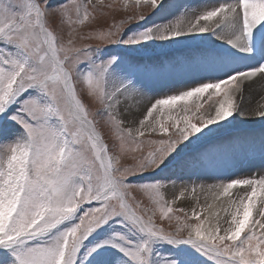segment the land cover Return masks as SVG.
Instances as JSON below:
<instances>
[{"label":"snow or ice","instance_id":"6c2138e0","mask_svg":"<svg viewBox=\"0 0 264 264\" xmlns=\"http://www.w3.org/2000/svg\"><path fill=\"white\" fill-rule=\"evenodd\" d=\"M144 4L150 12L113 24L99 37L103 46L93 47L76 44L90 35L65 36V19L83 24L98 5L112 4L0 0V264H194L195 255L212 264H264V103L244 107L246 90L264 83V0H227L195 12L168 0L178 14L150 26L140 22L166 3ZM130 25L136 30L125 32ZM205 34L239 57L137 63L107 51L122 45L139 52L156 42L190 47V38ZM256 52L254 66L223 78L183 80L256 59ZM206 93L218 100L205 113ZM237 118L261 122L258 141L229 134ZM142 144L150 150L135 155ZM129 154L133 163H122ZM256 156L260 169L226 175ZM205 180L219 181L209 187L227 198L211 223L175 207L187 184L195 191ZM178 182L183 190L170 199ZM165 219L179 226L166 230ZM98 232L102 238L85 246Z\"/></svg>","mask_w":264,"mask_h":264},{"label":"rangeland","instance_id":"374dc122","mask_svg":"<svg viewBox=\"0 0 264 264\" xmlns=\"http://www.w3.org/2000/svg\"><path fill=\"white\" fill-rule=\"evenodd\" d=\"M168 0H165V3ZM206 1V2H205ZM211 2L213 0H210ZM182 2V3H181ZM186 2V3H185ZM196 2V3H195ZM194 2V0H177V3H179V5H181L182 7L185 8L186 11L191 10L192 12L195 10H198L202 7L207 6V4H209V0H201V2L199 0H196ZM200 2V3H199ZM209 2V3H208ZM216 5L221 3V2H225V0H215L213 1ZM212 2V3H213ZM193 3L195 5H193ZM108 4H112L113 7L111 9L107 8V7H101L98 5V10L96 12L91 13L90 18L86 21H84L83 24H80L79 22L76 23H70L67 18L65 19V23H64V30H65V36H67L68 31H73L75 34H84V35H90L92 38L90 39H85V40H77L76 44L77 46H82L84 44H89L92 45L93 47L97 46V45H101L103 46V40L99 39V37L108 29L110 28L113 24H119V22L124 19L127 20V18L133 14H139V13H145L147 14L148 12H150V8L146 7L144 4V0H140V3L137 4L136 0H103V5H108ZM183 4V5H182ZM169 7V9H168ZM193 7V8H190ZM171 8V9H170ZM173 8L172 13L167 14V16H158V13L161 9H158L157 11L151 13L144 21H141V25H145V26H150L153 23H163L167 20H170L174 15L178 14V9H176L173 6H169L168 4L166 5V9L167 11H171ZM163 11V10H162ZM166 11V10H165ZM83 14H84V9L81 8L80 10V16L81 19H83ZM71 17L72 20L75 21V11H73L71 13ZM133 23H135V21H133ZM136 25H130L128 29H125V32H128L129 30H136ZM220 40L217 41V39L210 35V34H205L204 37L201 38H196V39H191L190 38V43L191 46L190 47H180L176 44H170L168 42H164L163 44L156 42V43H150L149 48L147 49H140L139 52L137 51H130L128 50L125 46H116V45H110L107 48V51H111V52H120L123 56H125L126 58L137 62V63H143L146 60L149 61L151 59H156L157 61H162V60H176L177 58H188L193 56L194 54H202V55H206V54H210L213 53L214 54V48L215 46L219 43ZM175 52V53H174ZM174 53V54H173ZM170 58V59H169ZM156 61V62H157ZM219 69H207L204 71H200L197 73H194L191 76H185L183 77V80L185 81V84H191L194 81H202V80H210V79H219V78H223V74H220ZM215 71V73L213 74V72ZM217 71V73H216ZM185 84H179L177 85V87H184ZM264 90V88H263ZM218 100V97L213 96L212 99H208V94L206 93L204 97L201 98L200 103L203 104V109L202 111L206 112L207 109H209L208 107L210 105L214 104V101ZM171 115H173L175 117V113L172 112ZM182 115V113H181ZM164 123L170 124L171 121L167 120L165 118ZM260 125H256L253 126L251 129H248V131L243 134L244 136H248V135H258V140L260 137V133H261V126ZM259 129H258V128ZM237 132L235 129L232 130V132ZM231 134H239V136H243L241 133L237 132L235 133H229ZM156 139L159 138V133L151 136L148 138V136L146 137H142L141 139ZM104 139L105 141L109 144V146H111L112 144V137L111 135L108 133V131L105 129L104 130ZM257 140V141H258ZM130 147H136L135 145H131ZM150 150V146L147 144H142L139 146V149L136 153H134L135 155H140L141 153H143L144 155L147 154V152ZM246 160H260V158L258 156H256L255 158H248ZM122 163H126V164H130L133 163L132 159H131V154L126 155L123 157ZM168 173H170L169 171H166ZM157 176L162 175V173L158 170L156 173ZM195 179V178H194ZM200 184L203 183L205 189L207 191H210V187L209 185L211 184V180H205L203 182L198 181ZM185 183L187 184V182L185 181ZM189 185H187L188 188ZM194 185L190 186V193L193 194L195 193V191H193V187ZM176 190V189H175ZM182 191V187L180 186L179 182L177 185V192L178 191ZM179 196V195H178ZM137 198H144L142 197V195L138 194ZM87 207V206H85ZM175 207L177 209H182L179 206ZM188 213V212H187ZM191 213L189 214V216H191ZM159 215L158 210H157V216ZM174 216H179V217H183L184 216V211H176L174 213ZM193 222V221H190ZM157 223H160L159 219H157ZM163 226L165 227L166 230H172L174 231L175 228L178 225V222L173 219V221H171V223L165 219L163 221ZM256 228L258 229L259 226L257 225ZM102 233L98 232V233H94L92 236H90L88 238L87 241H85V246H87L89 243L95 242L99 237L101 238ZM158 250L161 252H166L169 250V246L167 245H160L158 246ZM193 260H195V262H198L199 264H212L211 261H209L208 259H206L203 256H199V255H195L193 257Z\"/></svg>","mask_w":264,"mask_h":264},{"label":"bare ground","instance_id":"6f19581e","mask_svg":"<svg viewBox=\"0 0 264 264\" xmlns=\"http://www.w3.org/2000/svg\"><path fill=\"white\" fill-rule=\"evenodd\" d=\"M183 1H185V0H183ZM195 1L196 0H194V2ZM199 1L201 2V0H199ZM213 1H215V0H213ZM209 2H208L209 4H207V6H214L215 5L214 2L212 3L210 0H209ZM225 2H227V0H225ZM167 4H168V1H166V5ZM193 5H195V4L193 3ZM191 8H193V7H191ZM168 9H169V7H168ZM173 11H175V10H173V8H172L171 11H167L166 7H164V8H162L159 11L158 16L159 17L162 16V15L163 16H167V14L172 13ZM224 45H225V43L223 41H219V43L215 47L224 46ZM228 50L232 54H239L234 49L230 48ZM156 59H151V60H149V62L159 63L160 61H157ZM263 88H264V83H262L260 81H257L256 84L252 85L251 88L246 90L244 107L254 106L257 103H264V98H262V97H264V91H262ZM207 110H206V112H207ZM171 113H166V115H171ZM256 125H260L261 128H262L261 122L258 119H253V120H248V121H241L240 118H237L236 123L232 126L231 129H229V133H233L232 130L235 129L237 132H239V133H241L243 135V134H245L248 131V129H251L253 126H256ZM237 132H235V134ZM231 136L241 137V136H239V134H236V135L231 134ZM257 137H258V135H256V134L252 135V136H250V135L249 136H244V135L242 136V138H250V139L258 140ZM240 163H242V167H241V170H240V173H241L242 177H246L249 174V170L255 171L257 169H260L261 168V164H262L261 160H252V161L248 160V162H247L244 159H242L240 161ZM169 174L170 173H168L166 171L164 173H162V175H169ZM213 183L214 182L212 181L211 184H213ZM187 185H189L188 188H187V191L185 192L184 196L180 197L176 201L175 205L181 207L184 210H186L188 212V215L190 214V212H192L193 209H195L196 211L201 212V218H203L204 216L209 217L208 223H211L212 213L216 212L223 204H225L226 201H227V198L226 197H222V196L219 195V193H220L219 189L211 188L210 191H207L205 189V187L201 188L200 187V183L198 181L196 182V185H195V193L191 194L190 193V189H191L190 186L192 184H187ZM192 187H194V186H192ZM173 192H175V194L178 196L181 191L179 190L177 192V188L175 190V189H172L171 187H169L168 194H169V198L170 199H171V196H172ZM102 236H103V233L101 235V238H102Z\"/></svg>","mask_w":264,"mask_h":264}]
</instances>
